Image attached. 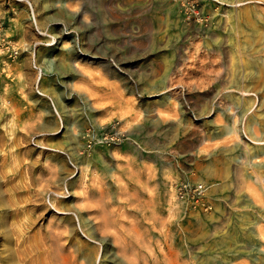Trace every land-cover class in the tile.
<instances>
[{"label":"rangeland","instance_id":"rangeland-1","mask_svg":"<svg viewBox=\"0 0 264 264\" xmlns=\"http://www.w3.org/2000/svg\"><path fill=\"white\" fill-rule=\"evenodd\" d=\"M256 4L0 0V264H24L7 249L58 222L78 264H128L116 229L139 264H264ZM112 123L122 142L94 138ZM185 180L204 184L212 211L176 199Z\"/></svg>","mask_w":264,"mask_h":264},{"label":"bare ground","instance_id":"bare-ground-1","mask_svg":"<svg viewBox=\"0 0 264 264\" xmlns=\"http://www.w3.org/2000/svg\"><path fill=\"white\" fill-rule=\"evenodd\" d=\"M255 1L258 3V4H256V12L258 14L254 12L255 15H258V17H255V19L257 20V22L260 25L264 26V0H255ZM257 9H259V12H258ZM254 13H252V14H254ZM241 64H242V66L244 65L243 63H241ZM261 64H262V67L264 69V50H263V53L261 55ZM238 79H239V81H242L243 82V80H247V76L244 77V76H240V74H239ZM89 100L91 101L92 99L89 98ZM25 163H27V162H25ZM13 165H15V164H13ZM52 165L54 166V164H52ZM50 166H51V164H50ZM53 166H51V167H53ZM118 169L119 168L116 167L115 170H114V173H118L119 172ZM51 181H53L52 178L49 180V187L50 188L47 190V192L45 194V202L47 203V205L52 206L54 209H57V207H56V205L54 203L57 201V198L59 197V195H63L64 193H61L57 189H55L52 186L53 183ZM136 182L138 183L137 185L140 188L145 189V184L143 183V181L140 178L137 177L136 178ZM103 195H105V194H103ZM166 202H167V205L168 206H171L172 205V203L170 202V198H168V200H166ZM0 203H1V206H4V203H2V202H0ZM79 203H81V206H82V207L81 206H78L79 209H83L84 208L83 205L85 204V198L84 197H81ZM142 203H143V201H142ZM105 204H107V203H105ZM170 209L172 210L171 207H170ZM3 214L4 213H0V217H2L1 215H3ZM154 214H156L155 213V210L154 211L153 210L150 211V217H151L152 220L155 221V219H157V218L154 216ZM223 223H224V219L222 217L220 219V225H222ZM57 224L56 225L51 224L49 226L47 232L40 237V239H39L40 241L39 242L35 241V243L31 244L30 248L24 247V243L29 242V241H25L24 240L25 237L24 238H21V240L20 239H17V241H16V249L14 251H12V249H10V248L7 249L9 251V255L11 256L12 254H17L18 255V260L21 259V261L24 262V264H27V260L28 259H31V262H34V261L36 262L39 258H43V264H78L77 263V259L78 258H77L76 252L72 249V247L70 245H68V242L66 240H63L62 233L59 231V227H57ZM116 225H119V224H116ZM152 226H153V224L151 225V227ZM61 227H63V226H61ZM105 229L107 230L108 229V226L105 225L104 223H101V222L99 223L98 222V223L95 224L94 231H105ZM105 232L107 233V231H105ZM108 232H109V230H108ZM120 232L117 231V229H116V231L115 230L114 231H110V233L112 234V243H113V245H114V247L116 249V254L118 256H121L124 259V261H126L128 264H139V262H137L130 254L127 253V248L130 245H129V242L124 237L123 233L121 234ZM138 233H139V231H136V233L134 235L136 239L139 237V234ZM35 244H39V246L38 247H33V246H36ZM221 245L223 247V246H225V243L222 242ZM33 256H37V257L35 259H33Z\"/></svg>","mask_w":264,"mask_h":264},{"label":"built area","instance_id":"built-area-1","mask_svg":"<svg viewBox=\"0 0 264 264\" xmlns=\"http://www.w3.org/2000/svg\"><path fill=\"white\" fill-rule=\"evenodd\" d=\"M94 138H98L101 142L120 143L124 139V133L120 130L118 123H112L107 128L100 127ZM175 195L179 202L198 212L209 213L213 209L207 190L202 183L181 181L175 185Z\"/></svg>","mask_w":264,"mask_h":264},{"label":"crops","instance_id":"crops-1","mask_svg":"<svg viewBox=\"0 0 264 264\" xmlns=\"http://www.w3.org/2000/svg\"><path fill=\"white\" fill-rule=\"evenodd\" d=\"M143 194V190L141 189H137V190H134V195L137 196V197H141ZM141 205V200H140V204H138V207H140Z\"/></svg>","mask_w":264,"mask_h":264}]
</instances>
